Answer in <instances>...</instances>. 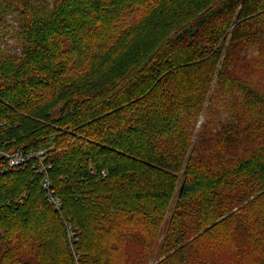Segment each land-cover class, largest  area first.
Instances as JSON below:
<instances>
[{
	"label": "trees",
	"instance_id": "16d2710c",
	"mask_svg": "<svg viewBox=\"0 0 264 264\" xmlns=\"http://www.w3.org/2000/svg\"><path fill=\"white\" fill-rule=\"evenodd\" d=\"M256 57L264 0H0L1 147L47 167L0 173V241L25 223L68 264H148L156 243L154 264H264Z\"/></svg>",
	"mask_w": 264,
	"mask_h": 264
},
{
	"label": "rangeland",
	"instance_id": "374dc122",
	"mask_svg": "<svg viewBox=\"0 0 264 264\" xmlns=\"http://www.w3.org/2000/svg\"><path fill=\"white\" fill-rule=\"evenodd\" d=\"M9 41H11V40H9ZM15 50L18 51V47ZM254 55H256V54H253L252 56H254ZM249 64H250V66H249L250 70L254 73H251L250 75L248 74V76L252 77L255 80H259V83L264 84V61L262 59H259L256 57L254 59V61H252V63L250 60ZM252 67L253 68H260L259 69L260 71H254L253 69H251ZM262 88H264V85ZM225 100L227 101L226 97H225ZM220 109L222 111H225L227 109V105L223 104L222 106H220ZM222 115L224 116V113ZM205 118H206V116H205ZM205 118H204V114L199 116V121L197 123L195 130H198L199 126L205 120ZM53 189L54 188H49V190H53ZM46 194H47V192H46ZM47 196H48V194H47ZM54 197L55 196H52L50 198L54 199ZM176 198H177V194H175L174 199L172 201V204L175 203ZM48 202H50V201H48ZM173 208H174V205L171 206V210H170L171 212H172ZM2 232H3V234L6 233V235H8L10 238H12V240L9 238H5V239L0 241V244H5L6 245L5 250L8 253L12 254V256H14V258H18L17 260L20 259V260H28V261L31 259L34 262L40 260V257L35 256V254H37L38 252H40L43 249L44 244L41 243V237L36 243H34V244L31 243L32 238L29 236H32V235H30L32 233V230L27 224L20 223L18 225H13L12 223H10V224L5 223ZM69 233H70V237H73V236L77 237V234H78L75 231V229L71 228V227L69 229ZM28 234H29V236H28ZM35 238H36V236L34 237V239ZM31 244H33V245L31 246ZM58 244L61 245V250H56L55 246ZM50 245H54V246H51V247H53L52 250L48 249ZM50 245L46 244V249L42 250V253L47 257L45 260L46 261L45 264H68L66 255L64 254V250H63V245H64L63 242L61 241V243H60V241L55 240V241L51 242ZM125 245L128 247V249L130 251H131V248L134 246L133 251H135L136 253L142 252L145 250V247L143 245H141V246H138V244L130 245L129 243H126V242L124 243V247H125ZM156 245H158V244L156 243ZM156 245L154 246V248L150 249L151 251H149V254H151L152 256L151 257L149 256L150 260L148 261V264H154L156 261L163 259L161 253L156 248ZM36 246H38V248H36ZM96 250H97V252L99 251L98 248H96ZM76 255H77V257H80V254L78 252L76 253ZM122 257H124V256H122ZM4 258H5V254L3 253L2 250H0V264L6 263L4 261ZM76 260L77 259L75 258V261ZM76 263L82 264L81 260H80V263H78L77 261H76ZM6 264H10V263H6Z\"/></svg>",
	"mask_w": 264,
	"mask_h": 264
},
{
	"label": "built area",
	"instance_id": "2783aa9c",
	"mask_svg": "<svg viewBox=\"0 0 264 264\" xmlns=\"http://www.w3.org/2000/svg\"><path fill=\"white\" fill-rule=\"evenodd\" d=\"M1 146L2 140H0V173H4L7 170H12L13 168L22 166L27 160L33 159L35 157L40 163V171L44 172V174L47 175V167L43 166V161L46 159L45 153L43 151H23L21 147H15L14 149L6 150ZM42 186L47 191L50 203L56 205V207H59L60 201L56 197H54V199L50 198L54 195L52 194L51 190H49V188H51V185L48 178L42 180Z\"/></svg>",
	"mask_w": 264,
	"mask_h": 264
}]
</instances>
